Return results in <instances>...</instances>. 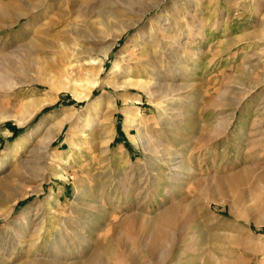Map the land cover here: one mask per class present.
<instances>
[{
  "label": "rangeland",
  "instance_id": "rangeland-1",
  "mask_svg": "<svg viewBox=\"0 0 264 264\" xmlns=\"http://www.w3.org/2000/svg\"><path fill=\"white\" fill-rule=\"evenodd\" d=\"M178 1L181 0H166L159 8L156 7L136 28L123 35L107 58H102L99 52L107 49L110 41L104 37L101 40V36L112 34L114 25H122L135 18L145 5L158 6L161 2L103 0L100 9L107 6V9L121 14V23L112 19V23L104 25V35L99 33L97 36L86 30L83 31L87 32L83 34L84 38L72 42L74 46L88 49L91 52L89 57L105 61L101 75L103 83L92 99L98 101L103 95H108L109 101L102 111L94 108L87 110L88 102L76 98L64 78L59 80V91L55 94L49 93L48 88L40 84L0 94V177L1 174L11 176L10 189L0 195V264H25L22 251L28 248L27 243L16 254L9 247L17 231L28 228V219L24 218L26 213L32 216L37 213L45 217V222L56 226L63 225V220H67L69 225L72 224L70 227L76 228L79 233L88 225L86 229L90 233L87 238L96 241L92 234L102 236L116 225L137 217L140 209H148L142 215L154 218L163 209L177 204V196L186 194L183 197L195 201L194 194L206 187L209 191L205 192L201 203H193L198 209V221L195 215L194 218L192 214L188 217L186 239L189 241L183 242V246L189 252L185 254L186 260L180 263L193 264L192 260L197 259L199 264L204 261V264L208 261H215L214 264H264V228L254 224L257 219L264 220V181L260 179L264 175V0H184L191 2L193 8L199 11L197 16L191 17L179 11ZM62 6L63 0H60L54 13L59 15ZM163 11L171 16L163 24L173 27L171 34L181 36L183 41L181 45L174 43L173 46L182 49V43L188 40L190 49L200 51L199 57H196L179 49V56H185L183 59L188 68L185 77L180 76L177 80L170 77L166 81L170 91L162 90L157 96L153 93L155 97L141 88L115 89L106 84L110 79L125 81L121 76L126 65L141 53L142 33L150 30V21ZM177 13L180 17L176 16ZM98 18L94 16L92 21ZM81 21L77 19V22ZM12 23V19L0 18L3 27ZM8 27L0 33V50L5 48L8 36L11 44L16 45L13 37L20 26ZM131 79L151 83L157 81L150 72L139 68L134 69ZM86 84L77 82L73 85L78 92H83ZM152 91L156 92L155 89ZM123 97L127 103L122 100ZM34 99L53 101L44 104L32 118L20 124L19 119L25 110L23 105ZM161 106L170 110L164 112ZM126 110H139L142 115V120L130 131L125 127ZM65 114L82 118L81 121L92 119L85 139L71 135L66 126L55 135V141L45 155L43 136L49 131L50 119L55 120ZM105 115L107 118H103ZM78 130L76 134L80 135ZM140 131L148 137L157 138L163 144V151L176 159L180 170L172 168V161L164 163L159 154L147 155L139 139L132 140L130 136V139L119 138L120 132L137 137ZM106 136L113 137L108 154L102 153L106 145L100 142L101 137ZM32 149L35 152L30 155ZM32 157L44 160L42 170L34 169L22 180L14 177L13 173L21 168L22 162ZM151 164L164 174L163 180L159 179L157 183L161 193L156 195L153 190L145 203L144 199L141 202L131 171L132 174L126 176L130 196L121 192V175L119 180L114 178L121 173V165L132 170L153 172ZM175 172L178 176L171 174ZM38 175L42 181L35 178ZM168 178L175 180L174 185L180 182L175 192H171ZM238 193L245 197L246 204L243 206H238L236 202ZM165 198L170 203L164 201ZM225 198L231 203L234 215L245 216L251 224L237 220L227 210L229 208L223 207ZM159 199H163L161 204ZM101 206H105L102 209L104 214L96 212ZM151 207L158 212L152 214ZM94 216L98 217L96 221ZM183 220L181 224L185 222ZM38 221L32 222L31 230L41 227L37 225ZM91 222L101 225V230ZM139 231H133L131 236L121 232L123 239L127 238L128 253L138 256L143 252L146 255L138 244ZM64 235L66 238L56 251L64 250V253L74 256L72 260L68 257V264H80L87 244L77 242L69 230H65ZM5 237L11 239L6 241ZM26 237L28 240L30 235ZM97 241L90 248L94 245L100 250L96 247L92 251L108 254V240ZM144 254L142 257L147 258Z\"/></svg>",
  "mask_w": 264,
  "mask_h": 264
},
{
  "label": "bare ground",
  "instance_id": "bare-ground-1",
  "mask_svg": "<svg viewBox=\"0 0 264 264\" xmlns=\"http://www.w3.org/2000/svg\"><path fill=\"white\" fill-rule=\"evenodd\" d=\"M165 1L166 0H161V2H158V6L145 5L142 10L136 13L135 18L130 19L128 22H123L122 25L120 24L115 26L113 24L114 26L112 29V34L104 35L106 33V30H104V25L106 22H111L113 19L121 23L122 17L121 14L117 13L116 11L114 12L111 9H107V6L100 9L102 7L101 3L103 0H63V6L59 15L54 13V9L60 0H15L12 2H9L8 0H1L0 18L12 19L13 23L9 27L8 25L6 26L8 28H12L19 24L20 29L17 30L18 33L16 32L17 34L14 35V37L12 36L14 38V42H16V45L13 46V44H11L9 41L10 37L8 36L9 39L6 41V44L4 43L5 48L3 47V49L0 50V94L3 92L19 90L23 87L25 88V86H33L36 84L45 85L48 88L49 93L55 94L57 91H59V87L57 86L59 84V80L64 78V80L68 81L70 88L73 90L72 93L74 96L81 101L88 102L87 110L94 108L97 111H102V108H104L103 106L109 101L108 95H103L101 100L98 99V101H92L94 92L99 86H101V83H103L101 81V75L105 61H103L102 58H107L114 45L123 37L124 34L133 28H136L149 13L155 10L156 7L159 8V6ZM178 3L177 6L179 11L186 17L198 15L199 11L193 8L191 2L189 3L181 0L178 1ZM53 15H55L54 18H52ZM94 16L99 17L95 22L92 21ZM176 16L180 17L178 13ZM170 17L171 16H169L168 13L163 11L150 21V30L146 33H142L141 35V53L131 59V62L126 65L127 67L122 73L121 77H123L125 81L119 82L115 79H110L109 81L105 82L106 84L114 87L115 89L119 87H137L141 88L146 93L148 92L149 95H153L154 93L155 96H157V93L162 90L167 89L170 91V87L168 88V85L166 84V81L170 77L176 80L180 79V76L185 77L188 68L185 59H183L185 56H179L180 51L182 50L187 54H192L194 56L196 55V57H199L198 55H200V51L194 48L190 49L191 43H189L190 41L188 40L186 42L184 41V44L182 43V49H176V45L173 46L174 43H180L181 45L182 40L181 36L171 34L173 27L168 26L167 23L163 24L164 21H169L171 19ZM85 18L87 19L85 20ZM77 19L82 20L81 23L77 22ZM23 20L24 22H22ZM86 22H88V24H86ZM2 24L4 23L2 22ZM7 27L0 25V33ZM86 30H89L88 32L94 33L96 35L100 33L104 35L101 36L102 39L99 37L101 40H103L104 37L108 38L107 40L110 41V45L108 47L106 46L107 49L101 50L99 52L102 58L93 59L92 57H89L91 56V52H89L88 49L81 48L77 45L74 46L72 43L76 42L77 38H84L83 34L87 32L83 33V31ZM169 42H171L172 45L169 44ZM135 68L150 72L152 76L157 79V81L151 83L152 81L145 82L143 80H132L131 76L133 75ZM83 73H85V75ZM77 82L87 83V86L83 92H78L76 86L73 85ZM152 89H155L156 92H153ZM122 100L127 103V99L124 97ZM50 101V99H34L31 100L30 103L23 105L25 110L23 112V116H21L19 119V123L24 124L27 120L34 116L36 111H38L44 104L49 103ZM160 109L164 112L170 110L167 108V106H161ZM125 112L127 114L125 127L127 131H130L136 124L139 123V121L142 120V115L139 110L135 112L126 110ZM70 115L68 114L67 116V114H65V116H61L62 118L58 117L55 120L50 119L51 123L47 129L49 131H46L43 136L44 142L46 144V151L43 148L42 149L45 151V155L49 152L51 144L55 141V135H57L59 132H62L66 126L69 128V133L71 135H76L80 139H85V134L92 124V119L81 121L82 118H73V116ZM103 118H107V116L105 115ZM102 128L103 126H101L100 129ZM77 129H79L78 132H80V135L76 134ZM129 136L132 140L139 139L147 155L159 154L161 160L164 163L170 164V161H172V168L175 171L180 170L176 166L178 163L176 162V159H172L173 157H169V154H167L166 151H163V144L158 142L157 138L151 136L148 137L141 131L137 137L132 134ZM107 137L108 136L101 137L102 141H100L102 144L106 145V148L102 152L105 154L110 152V143L113 138L111 136L108 138ZM34 152V149H32L29 154L32 155ZM43 161L44 160L39 159V157H32L30 160L22 162V165H20L21 168L18 169V167L13 173V176L18 177L19 180H22L30 171H33L34 169L42 170L41 168L43 167ZM33 165L38 166L34 167ZM149 166H151L153 172L132 170L127 168L129 166L124 167L121 165V173L119 172L114 176V178L119 180V176L121 175V192H126L125 194L131 193V190L129 191L128 189L129 182L127 181L128 179L126 177L128 174H132L129 172L131 171L133 172L132 176L137 187V196L140 197L142 200L141 202H143L144 199L145 203L149 192H152L153 190L156 191V195L159 192L161 193L162 189L157 183L160 181L159 179L163 180L164 174L158 169L154 168L152 164ZM175 166L177 168H175ZM171 174L173 176H178V173L176 172ZM40 177L41 176L39 175L35 176V178H38L39 181H42L43 179L40 180ZM124 178H126V181H124ZM260 179L264 181V175H262ZM10 180V175L1 174L0 195L6 194V192L10 189ZM173 181L175 180L172 178L167 179V182L170 184L169 187L171 192H175V190L179 188L180 183L179 182L177 185H174ZM206 188H203L204 190H198L199 193H197V195L194 194L196 196V199H194L195 201L183 197L184 194L182 196H177V204L170 205L168 208L163 209L159 215L154 218L142 215V212L148 209H140V213L137 217H131L120 224V226L116 225L112 229L105 231L102 236L99 237L95 234H92L94 239L96 237V241L98 240L99 242H103L108 240L106 248L108 254H101L99 252L95 253L92 251L93 248L96 247L99 249V246L94 247L93 245V248H90L92 247V243L94 244L96 241L89 240V238H87L90 233V230L86 229L88 225L84 227L85 229L79 233L77 232L78 230L76 228L70 227L72 224L69 225L67 220H63V225L60 224L56 226L53 225L52 222H45V217H40L37 213L33 216L29 213L24 215V218L28 219L27 223L29 229L26 228L17 231L14 238H12V244L9 242L11 246L9 245L10 247H8L13 251V254H16L19 253L20 249H23L24 245L27 243L26 246H28V248L26 250L23 249L22 251V255L26 258L25 264H68V260L74 258V256L69 255V253H64V250L58 252L56 249L58 250V246H60L62 240L66 238L64 235L65 230H69L75 235V240L77 242H79L81 245L87 244V247L84 249V258H82L83 260L80 262V264H182L183 262H180L182 260H186L185 254L189 252V249H186V247H184L185 245L183 246V242L187 243L189 241L186 239V231L188 229L187 221H189L188 217L190 214H192L194 218L195 215V220L198 221V209L197 207L195 208L193 206V203H196V205L201 203L205 192L207 193L209 191V188ZM221 193L224 194L223 191ZM236 195V202L238 206L245 205V197L240 193ZM162 201L159 199L160 204ZM164 201H168V203H170L168 198H165ZM229 204L231 205L229 200L225 198L222 206L226 209L229 208L227 210H229L237 220L245 221L251 224V221L245 216H235ZM104 207L101 206V208H97L96 212L102 213V209ZM150 211L152 214H154L157 209L151 207ZM9 215L10 212L7 214V217ZM94 219L96 221L98 217L94 216ZM183 219L185 222L181 224V220ZM35 220H39L37 225H41V227L31 230L30 225H32V222ZM91 223L90 228H92L91 225L93 224L94 226L98 227L99 230H101V225ZM254 224L259 228H264V220L257 219L254 221ZM150 229L152 231L151 233L149 232L150 234H148L147 232ZM133 231L140 232L137 236L138 244L145 250L146 255L144 252L143 254L147 256V258H143L142 253H140L139 256L128 253L126 242L127 238L123 239L121 232L126 236H131ZM190 233L192 232L190 231ZM28 234L30 237H28L27 240L26 235ZM7 237H5L6 241L11 239H6ZM130 244L128 245L130 246ZM214 262L208 261L206 264H214ZM192 263L199 264V260L193 259Z\"/></svg>",
  "mask_w": 264,
  "mask_h": 264
},
{
  "label": "crops",
  "instance_id": "crops-1",
  "mask_svg": "<svg viewBox=\"0 0 264 264\" xmlns=\"http://www.w3.org/2000/svg\"><path fill=\"white\" fill-rule=\"evenodd\" d=\"M119 138L121 139H130V137H129V135H128V133L127 132H123V133H121L120 132V134H119Z\"/></svg>",
  "mask_w": 264,
  "mask_h": 264
}]
</instances>
